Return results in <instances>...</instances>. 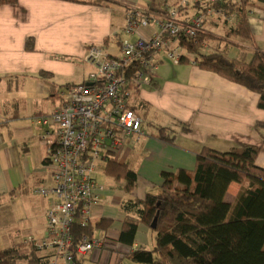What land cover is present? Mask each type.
I'll return each mask as SVG.
<instances>
[{
    "label": "crops",
    "instance_id": "obj_1",
    "mask_svg": "<svg viewBox=\"0 0 264 264\" xmlns=\"http://www.w3.org/2000/svg\"><path fill=\"white\" fill-rule=\"evenodd\" d=\"M111 1L114 4L96 6L63 0H19L0 7V250L45 234L48 200L33 192L51 183V172L44 162L41 128L35 119L53 112L61 88L87 83L92 68L85 56L90 47L101 46L110 55L119 53L120 41L126 39V14L131 9L157 11L163 4L175 5L180 0ZM189 1V6L179 10L182 22L197 14ZM249 1L257 4L256 0ZM257 6L247 10L253 47L238 37L225 39L226 30L235 26L234 15L225 16L219 23H206L202 32L223 40L216 44L229 59L237 58L240 48L248 49L249 61L253 50L264 52V6ZM155 31L151 27L144 34ZM28 39L33 40L32 52L25 49ZM227 43L232 45L225 48ZM211 45V41L203 43V52L212 51ZM155 64L151 85L132 94L129 102L143 121L144 135L126 138L114 155L115 163L126 164L137 173L135 189L124 193V182L107 177L106 164L99 165L96 177L106 191L92 209L90 225L101 219L112 220L113 225L107 231L94 230L93 240L107 235L118 239L127 216L124 204L143 201L148 194L163 196L161 173L193 171L196 155L204 147L228 152L259 146L256 166L264 169V129L257 127L264 123V111L257 108V94L192 63H174L165 51L156 54ZM52 89L57 95L54 98L50 97ZM159 128L175 137L173 144L155 137ZM102 175L108 182L100 180ZM242 187L231 183L225 202L232 203ZM14 210H20L19 221L13 217ZM128 214L136 216L135 210ZM152 247L153 234L139 225L134 244H121L119 251L126 255ZM78 260L80 264H134L105 251L90 252Z\"/></svg>",
    "mask_w": 264,
    "mask_h": 264
},
{
    "label": "trees",
    "instance_id": "obj_2",
    "mask_svg": "<svg viewBox=\"0 0 264 264\" xmlns=\"http://www.w3.org/2000/svg\"><path fill=\"white\" fill-rule=\"evenodd\" d=\"M18 1L0 0V7L15 5ZM63 1L96 6L114 4L111 0ZM256 1L257 4L249 0H224L193 7L197 13L213 8L225 16L234 15L235 26L226 30L225 39L238 37L253 47L247 10L264 6V0ZM210 41L214 43L212 51L204 53L202 45ZM222 41L201 31L195 40L181 42L182 48L193 58L183 57L179 63L192 62L201 70L215 73L257 94V108L264 111V52L253 50L252 58L247 61L248 49L240 48L237 58L229 59L217 45ZM230 45L232 43H227L225 48ZM25 49L33 51L32 39L26 41ZM137 92L133 90V94ZM54 93L52 89L50 97H56ZM257 127L264 129V123ZM155 137L166 143L175 141L164 128H159ZM260 150L259 146H252L219 152L204 147L196 155L193 171L161 173L164 195L148 194L143 201L125 203L123 210L127 216L121 223L118 237L120 245L130 247L138 226L143 225L153 234V247L150 250L139 248L123 258L134 264H264V169L256 166ZM104 174L116 182L123 181L124 193L134 191L138 176L126 164L110 159ZM231 183L243 187L238 197L227 203L224 196ZM130 209L135 210L136 216L128 214ZM112 225L109 219H101L87 227L73 224L71 253L74 264H80L76 250L82 238L91 240L94 230L107 231ZM25 246L29 245L23 243L0 250V264H41L42 258L34 248L29 246L28 250H23Z\"/></svg>",
    "mask_w": 264,
    "mask_h": 264
},
{
    "label": "built area",
    "instance_id": "obj_3",
    "mask_svg": "<svg viewBox=\"0 0 264 264\" xmlns=\"http://www.w3.org/2000/svg\"><path fill=\"white\" fill-rule=\"evenodd\" d=\"M189 5V0H180L175 5L163 4L157 11L131 9L126 14V39L120 41L119 53L110 55L101 46L90 47L85 56L92 68L87 83L61 88L53 112L35 119L41 128L39 143L45 149L51 183L33 192L48 200L45 234L30 236L24 244L43 253L41 264H74L72 226L90 225L92 209L106 191L96 177L99 165L114 161L126 138L144 135L143 121L129 102L134 89L151 85L156 54L165 51L174 63L185 56L192 59L185 55L181 42L195 40L206 23L225 19L220 11L207 8L182 22L179 10ZM151 27L157 31L146 36L144 32ZM119 247L112 235L95 240L83 237L76 254L105 251L121 258Z\"/></svg>",
    "mask_w": 264,
    "mask_h": 264
},
{
    "label": "rangeland",
    "instance_id": "obj_4",
    "mask_svg": "<svg viewBox=\"0 0 264 264\" xmlns=\"http://www.w3.org/2000/svg\"><path fill=\"white\" fill-rule=\"evenodd\" d=\"M100 180H101L103 183L108 182L107 178H106L104 175H102V176L100 177ZM13 217H14V219H15L16 221H19V220L21 219V213H20V210H14V211H13ZM14 238H16V237H13V239H14ZM26 239H27V238H25V239L23 240V242H25Z\"/></svg>",
    "mask_w": 264,
    "mask_h": 264
}]
</instances>
